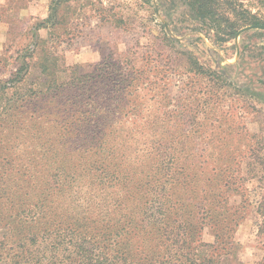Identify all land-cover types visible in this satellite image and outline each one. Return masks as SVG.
<instances>
[{
	"label": "rangeland",
	"instance_id": "374dc122",
	"mask_svg": "<svg viewBox=\"0 0 264 264\" xmlns=\"http://www.w3.org/2000/svg\"><path fill=\"white\" fill-rule=\"evenodd\" d=\"M242 2L243 8L264 21L263 6L255 0ZM216 3L220 26L196 16L187 0H70L58 5L56 24L49 21L37 29L51 13L52 0H0V79L8 78L21 64V59L15 63V52L32 47L37 38L44 39L46 51L56 57L58 81L67 80L76 65L88 71L107 59L155 75L149 86L152 92L142 97L136 109V122L111 123L117 128L114 141L85 146L61 141L48 117L30 120V106L22 108H28L26 112L16 109L12 92L25 95L28 89L43 87L45 81L37 54L27 58L26 74L7 90L13 106L6 113L0 107V264H124L119 258L127 245L122 240L89 233L100 224H110L115 195L125 199L126 191L137 192L146 176L158 177L163 158L156 150L160 136L165 140L174 135L187 145L178 151L181 160L176 166L164 171L170 180L188 172L199 174V166L188 167L193 160L197 165L203 160L211 174L217 165L213 161L218 159L211 147L243 143L242 125L257 134L250 142L264 137V29L240 31L249 26L245 25L228 38L222 33L223 18L234 20L235 13L223 0ZM209 96H215V104ZM147 114L157 118L158 126L148 129L151 123L140 117ZM165 114L167 122H160ZM127 132V138L118 139ZM218 150L222 154L223 149ZM246 161L241 175L248 177L244 186L250 192L257 182L249 178ZM100 163L107 165V172L119 174V188L111 187L114 182L109 173L98 169ZM248 200L233 233L235 252L223 257V264L263 262V242L255 228L260 218L258 193L251 192ZM228 202L238 205L241 197L229 196ZM123 207L136 220L140 218L128 200ZM53 216L57 224L68 229L80 224L84 232L61 231L58 241L39 239L36 250L27 244L31 254L22 253L20 228L31 219L54 224ZM212 240L208 228L203 229L199 242ZM139 244H130L134 256L139 255Z\"/></svg>",
	"mask_w": 264,
	"mask_h": 264
},
{
	"label": "trees",
	"instance_id": "16d2710c",
	"mask_svg": "<svg viewBox=\"0 0 264 264\" xmlns=\"http://www.w3.org/2000/svg\"><path fill=\"white\" fill-rule=\"evenodd\" d=\"M61 1L70 0H52L51 13L36 25L37 29L44 27L49 21L52 25L58 22L55 12ZM223 1L236 16L234 20L222 17L225 20L222 33L228 38H233L245 25L264 24L256 13L243 8L242 0ZM255 1L257 5L264 7V0ZM187 3L196 16L201 19L208 18L220 26V18L216 17L215 12L216 0H187ZM44 44V39L37 38L32 47L28 45L15 52L17 54L14 61L18 64L21 59V64L9 72L8 78L0 79L2 113H6L13 106L9 102L7 90L14 88L15 83L20 82L26 74L29 65L27 58L37 54L38 67L45 76L43 87L28 89L25 95L16 94V91L11 93L17 98L14 99L16 109L26 112L28 108H22L31 107L27 112L30 120L37 121L48 117L57 128L61 141L73 140L85 146H100L114 141L117 138V128L111 123L136 122V109L141 103L140 100L152 92L149 86L154 83L155 75L150 70L133 65L119 66L116 61L107 59L103 63L95 64L88 71H83L81 65H76L71 69L67 80L58 81L55 78L56 57L46 51ZM237 91L240 92L239 89ZM209 98L213 100V104L216 103L215 96ZM110 105L114 109L109 108ZM120 107L127 108V111H119ZM140 117L141 121L151 123L148 129L158 126L154 115ZM165 119L167 122L166 114L160 122ZM241 128L244 129L241 133L244 142L240 145L225 143L221 147L217 144L211 147L218 154L215 156L218 159L213 161L217 165L211 174L207 172L208 167H205L203 160L199 165L193 160L188 167L194 169V166H199V174L188 172L182 178L173 180L168 176L164 177V171L176 166L181 160L178 151L186 149L187 145L180 141L181 138L177 140L174 135H169L165 140L162 139L165 136H160L156 150L163 158L157 169L158 177L146 176L145 184L138 186L137 192L132 190L125 194V199L135 206V213L138 212L140 218L136 220L134 214L126 211L123 207L124 197L115 195L116 207L109 219L110 224H100L92 228L89 234L122 240L127 245L119 258L124 264H223L222 258L232 256L235 252L233 233L244 216L246 204L250 203V193L257 192L259 200L256 211L260 218L255 220L256 236L262 240L264 247V137H259L254 144L250 140L258 138L257 134L245 129L243 125ZM128 135V132L121 134L118 139H125ZM218 149H223L222 154H219L221 152ZM187 154L192 156L190 152ZM201 155L199 153L197 157ZM210 155L213 154H208ZM245 158L248 176L257 182L250 192L244 186L248 177L241 175ZM231 165L235 172L233 176L230 175ZM106 166L100 163L98 169L107 172ZM107 173L114 182L111 187L119 188V174L115 170ZM158 187L160 188L157 189ZM232 195L241 197L240 204H229L228 197ZM41 214L44 216L46 211L42 210ZM56 214L55 212L54 216ZM54 216V224L47 221L37 223L31 219L27 226L20 228L18 241L22 253L31 254L27 244L35 246L33 250H36L39 239L50 237L58 241L61 231L72 235L77 230L79 233L84 232V227L80 224L71 229L57 224ZM205 228L212 235L213 240L210 243L199 242ZM136 241L140 243L138 256H134L130 246ZM259 264H264V259Z\"/></svg>",
	"mask_w": 264,
	"mask_h": 264
},
{
	"label": "water",
	"instance_id": "95a60500",
	"mask_svg": "<svg viewBox=\"0 0 264 264\" xmlns=\"http://www.w3.org/2000/svg\"><path fill=\"white\" fill-rule=\"evenodd\" d=\"M250 28H261V29H264V24L249 25V26H246V27L242 28L240 31L245 30V29H250Z\"/></svg>",
	"mask_w": 264,
	"mask_h": 264
}]
</instances>
